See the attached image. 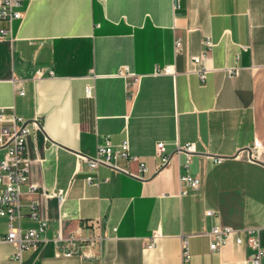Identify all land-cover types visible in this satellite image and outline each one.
I'll use <instances>...</instances> for the list:
<instances>
[{
	"label": "crops",
	"instance_id": "0c3cea01",
	"mask_svg": "<svg viewBox=\"0 0 264 264\" xmlns=\"http://www.w3.org/2000/svg\"><path fill=\"white\" fill-rule=\"evenodd\" d=\"M17 1L23 16L13 21L12 38L0 41V107L41 120L26 143L28 182L65 198L59 205L22 187L16 224L37 226L29 205L38 200L44 243L23 251L19 263L0 242V264H182L185 237L190 264H245L250 249L228 242L214 252L204 234L221 224L254 229L264 242V0ZM206 38L213 46L203 64L211 71L202 81L192 58ZM165 65L175 66L174 75L154 74ZM124 68L138 80L122 76ZM105 139L128 143L137 160L118 163L127 173L77 165V153L93 156ZM255 140L262 143L256 162L235 156ZM158 142L171 155L159 171ZM189 143L197 150L186 170L175 151ZM186 173L199 178L198 189L179 182ZM59 229L81 238L99 231L103 241L87 257L65 256L64 241L54 243Z\"/></svg>",
	"mask_w": 264,
	"mask_h": 264
},
{
	"label": "built area",
	"instance_id": "2783aa9c",
	"mask_svg": "<svg viewBox=\"0 0 264 264\" xmlns=\"http://www.w3.org/2000/svg\"><path fill=\"white\" fill-rule=\"evenodd\" d=\"M18 4L17 0H0V21H7L9 24L8 28L0 27V41L12 38L11 25L14 20L21 19L23 16L20 11L15 10ZM175 40L174 52L177 54L182 49V42L179 39ZM212 46L213 41L206 38L203 43L201 55L192 58L193 64H196V66L201 65L197 74L202 81L206 80L207 73L211 71L209 67L203 64V61L211 54ZM174 71L175 66L165 65L164 67H157L154 74L174 75ZM229 73L235 74V71L229 70ZM36 74L40 76L42 73L41 71H37ZM120 74L125 77H131L133 82H136L139 78L138 75L130 73L127 68H124ZM92 92L93 88L91 86L85 87L86 96L90 97ZM20 93L23 94V91H20ZM0 123V148L4 150L3 157L0 160V186L2 187L0 192V218H3L6 222V230L0 232V242L11 245L14 248L12 258L21 263L23 251H35L44 243L41 234L47 227V221L39 215V202L35 199L32 200L29 207L30 217L37 222V226L22 229L19 224H16L21 217L20 200L24 194L22 187L26 186V193L30 195L40 193L44 198L55 197L59 205H61L65 198V192L62 190L56 192L39 191L37 185L28 182L31 159L28 155L26 143L30 135L42 129L41 120L38 117L25 119L15 113L6 115L4 109L0 107ZM253 143V146L243 148L235 156L240 159L244 158L252 161V163L256 162L258 160L257 152L262 147V143L258 140H255ZM176 146L177 151H175V154L183 153L185 155L186 162L183 166L187 170L191 162L190 157L196 153V146L193 143L177 144ZM155 154L159 158L157 165V171H159L168 165L171 155L166 152V147L163 142L156 144ZM76 156L77 165L84 163L90 171H95L99 166L104 165L115 170L126 172L118 163L121 160H137L136 157L130 155L129 145L126 141L119 145H113L108 139H105L103 143L97 146L93 156H87L81 153H77ZM206 157L212 158L214 163L221 162L224 159L223 157L215 158L208 154ZM139 170H145V166L142 163L139 164ZM135 176L139 177L138 175ZM178 179L180 183L187 185L189 188L198 189L200 187L199 178L196 175L181 174L178 176ZM85 180L87 183L95 185L98 183V179L93 175H88ZM205 216L215 217L216 219V214L213 210H207ZM91 225L95 229H98L99 222L91 221ZM156 235L157 233H153L152 238ZM204 236L209 237L208 246L211 251L220 252L228 242H234L236 246L250 249V253L247 254L245 259V264H262L261 259L264 255V242L261 241L259 232L254 229L241 231L217 224L213 225ZM61 241H64L62 246L63 255L87 257L94 247L101 245L103 236L97 231L91 237L87 238H81L75 234L64 237L62 230L59 229L54 238V243L57 245ZM188 242V238L185 237L181 247L182 255L180 258L182 264H190L192 254L189 251ZM151 246L152 241L147 247Z\"/></svg>",
	"mask_w": 264,
	"mask_h": 264
}]
</instances>
